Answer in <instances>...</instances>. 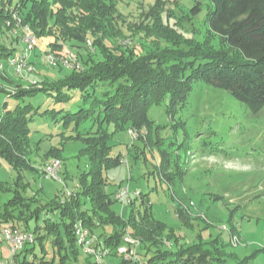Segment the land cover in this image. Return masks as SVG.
<instances>
[{
  "label": "rangeland",
  "instance_id": "obj_1",
  "mask_svg": "<svg viewBox=\"0 0 264 264\" xmlns=\"http://www.w3.org/2000/svg\"><path fill=\"white\" fill-rule=\"evenodd\" d=\"M107 1L116 5L120 27L127 35L122 41L128 46L124 53H130L132 48L142 55L152 52L148 64L165 73L175 71L174 75L181 71L180 81L185 84L180 92L173 89L172 102L168 94L161 104L149 108L150 125L147 123L140 131L125 125L114 132L110 155L120 154L121 162L104 170L113 210L126 218L132 208L137 213L151 206L156 218L175 229L181 243L186 247L199 246L208 254L205 264H264V108L253 114L227 91L202 82L196 68H192L197 67L204 55L238 57L236 51L210 31L207 22L210 2ZM195 2L202 5L197 15L190 11ZM10 34L9 39H12ZM19 34V43L11 44L17 47L11 58L23 53L27 46L23 29ZM52 39L50 36L36 38V46L26 61L25 77L9 63L11 58L4 61L0 66V87L14 93L16 84L21 87L40 85L43 79L51 81L64 76L78 63V53L81 50L88 53L92 48L90 39H87L88 47L64 44L62 52L67 53L66 58L53 53L59 61L70 62L71 66L65 65L67 68L61 70L46 59L51 55L45 51ZM112 90L107 83L98 82L95 88L72 91V97L64 102L56 101L43 91L25 99L24 102L38 107L30 127L32 142L40 141L39 155L33 152L30 157L44 176L27 171L23 173L24 184L16 185L18 172L0 156V180L13 188L0 193L1 205L17 190L27 199H36L34 209L56 197L64 201L76 191L80 176L87 169L88 158L82 154L85 146L69 139L63 150L57 151V157L43 159V154L51 146H60L65 136L77 133L73 126L66 128L61 121L67 111L93 109L91 117L79 130L93 124L96 127L98 121L93 115L99 112L97 101L104 92ZM3 98L1 95L0 104ZM169 102L171 111H168ZM14 105L15 99L9 98L8 106ZM53 108L63 109V112L44 114L46 109ZM108 127L109 131L115 130L112 124ZM56 160L61 165L54 176L47 177L45 167ZM132 199L134 204H130ZM16 216H19L18 211ZM34 222L32 219L31 226ZM6 224L23 225L17 218ZM97 231L100 233L101 229ZM105 231L108 233L111 228L106 227ZM143 253L145 250H139L138 260L143 258ZM9 255L8 244L0 243V259ZM191 257L187 261L200 262L196 253ZM179 258L178 264L186 261V256L179 255ZM120 259L110 254L102 261L118 264Z\"/></svg>",
  "mask_w": 264,
  "mask_h": 264
},
{
  "label": "trees",
  "instance_id": "obj_2",
  "mask_svg": "<svg viewBox=\"0 0 264 264\" xmlns=\"http://www.w3.org/2000/svg\"><path fill=\"white\" fill-rule=\"evenodd\" d=\"M208 1L211 4L207 12L210 31L222 38L238 57L204 55L197 67L192 68H196V75L202 82L227 91L257 114L264 108V0ZM116 9V5L107 0H0V66L14 55L17 47L11 44L19 43L20 29L25 34L31 31L36 38L52 37L45 53H54L61 58L67 57V53L62 52L67 42L76 47H88L87 39L92 41L91 50L88 53L81 50L78 63L64 76L51 81L43 79L40 85L21 87L16 84L14 93L0 87V96L4 97L0 104V156L18 172L16 185L24 184L23 173L27 171L44 176L30 157L33 152L39 155L40 141L33 143L31 140L30 124L38 107L24 102L27 97L43 91L56 101L64 102L72 97V91L95 88L98 82L107 83L113 89L104 92L97 101L99 112L93 115L98 121L96 127L93 124L79 130L80 125L91 117L93 109L67 111L61 121L66 128L73 126L77 133L65 136L60 146H51L43 157L40 155L43 159L57 157V151H62L69 139L82 143L85 146L82 154L87 156L88 163L76 191L64 201L56 197L34 209L36 199H27L17 190L0 204V224L17 218L23 225L13 226L36 234L31 246H26L19 254V264H109L95 260L78 244L75 232L78 223L97 237L96 247L108 249V255L121 258L118 264H178L179 255L186 256V261L179 264H195L197 261L191 259L193 253L200 257L196 264L207 263L208 254L199 246L186 247L181 243L175 229L156 218L151 206L137 213L132 208L126 218L112 208L113 199L107 190L109 182L104 170L121 162L120 154L110 155L114 132L125 125L137 131L147 123L150 125L149 108L161 104L168 94L172 102L173 89L180 92L185 86L180 81L181 71L178 75H174L175 71L165 73L147 63L152 52L142 55L132 48L130 53H124L128 46L122 41L127 35L120 27ZM201 9V3L195 2L190 11L197 15ZM10 33L12 39H9ZM54 66L61 70L67 68L59 60ZM9 98L15 99L13 107L8 106ZM169 106L170 102L168 111H171ZM59 112L63 109H46L44 114ZM111 124L115 128L113 132L109 131ZM12 189L0 180V193ZM134 203L132 199L130 204ZM17 211L19 216H16ZM32 219L34 226H31ZM106 227L111 231L107 233ZM98 229H101L100 233ZM127 230L140 239L138 253L145 250L143 258L134 263L117 253ZM151 250H154L153 254L148 256ZM189 257L191 261H187Z\"/></svg>",
  "mask_w": 264,
  "mask_h": 264
},
{
  "label": "built area",
  "instance_id": "obj_3",
  "mask_svg": "<svg viewBox=\"0 0 264 264\" xmlns=\"http://www.w3.org/2000/svg\"><path fill=\"white\" fill-rule=\"evenodd\" d=\"M25 43L27 44L23 53L18 54L9 60V63L15 66L16 71L19 75L25 77L26 72V61L29 58V53L36 46V37L31 31H27L25 34ZM49 64H56L59 60L54 55L47 56ZM65 65L71 66L69 60L62 61ZM33 83H36L34 81ZM61 165L59 160L54 161L51 165H47L44 171L46 176H54L57 168ZM121 198L123 194H120ZM75 232L78 239V244L84 249V251L93 256L97 261H102V258L108 255L109 250L96 247L97 237L90 234V231L85 228L82 223H78L75 226ZM36 234L32 230L22 229L7 224H0V243H7L10 250V255L5 259H0V264H19V254L24 250L26 246L32 244L35 241ZM140 239L134 237L129 230L123 236V243L117 248V253L122 256L125 260L130 262L138 261V245Z\"/></svg>",
  "mask_w": 264,
  "mask_h": 264
},
{
  "label": "crops",
  "instance_id": "obj_4",
  "mask_svg": "<svg viewBox=\"0 0 264 264\" xmlns=\"http://www.w3.org/2000/svg\"><path fill=\"white\" fill-rule=\"evenodd\" d=\"M2 252V251H1Z\"/></svg>",
  "mask_w": 264,
  "mask_h": 264
}]
</instances>
